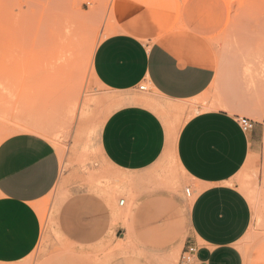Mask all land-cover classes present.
<instances>
[{"label":"rangeland","instance_id":"1","mask_svg":"<svg viewBox=\"0 0 264 264\" xmlns=\"http://www.w3.org/2000/svg\"><path fill=\"white\" fill-rule=\"evenodd\" d=\"M116 1L0 0V142L33 133L24 126L45 127L55 139L42 137L53 144L62 163L59 182L35 205L42 228L39 243L13 264H178L190 236L195 196L186 193L193 192L192 181L173 146L201 106L165 100L148 85L147 91L120 93L98 82L94 52L117 31ZM127 1L155 6L162 10L163 23L174 20L176 28L193 26L207 35L228 74L221 93L216 87L211 94L212 103L231 98L243 106L249 100L253 109H264V0ZM64 22H74L78 34L68 60L58 56ZM25 90L39 92L37 101ZM131 104L157 113L171 140L167 153L140 172L113 166L101 147L108 118ZM236 185L253 207L251 242L264 236V133L260 150Z\"/></svg>","mask_w":264,"mask_h":264},{"label":"crops","instance_id":"2","mask_svg":"<svg viewBox=\"0 0 264 264\" xmlns=\"http://www.w3.org/2000/svg\"><path fill=\"white\" fill-rule=\"evenodd\" d=\"M153 7L115 2L118 28L94 52V75L114 92L139 90L146 83L165 100L200 104L173 146L195 196L185 246L199 248L194 264H264V236L248 241L254 211L236 185L261 148L264 109H253L249 100L243 106L231 98L212 103L211 94L216 87L221 93L228 75L217 50L200 28H176L174 20L166 26L162 10ZM239 117L255 122L250 133L242 131ZM101 147L113 166L140 172L167 153L171 140L157 113L131 104L108 118ZM61 170L58 151L38 134H14L0 142V263L21 262L37 247L42 228L35 205L55 188ZM134 212L133 205L129 218Z\"/></svg>","mask_w":264,"mask_h":264},{"label":"bare ground","instance_id":"3","mask_svg":"<svg viewBox=\"0 0 264 264\" xmlns=\"http://www.w3.org/2000/svg\"><path fill=\"white\" fill-rule=\"evenodd\" d=\"M76 28L77 27L75 26L74 22H67V23L64 22V24L61 25V29L59 31V33H60L59 34V49H58L59 59H61V60H68L74 54V51H75L76 46H77V43H78V34L76 32L77 31ZM31 78H35L36 79V77H33V76ZM31 80H29V81H31ZM23 82H25V81H23ZM37 83H39V81L36 82V87H37ZM29 84H30V82H29ZM32 85L33 84L31 83V85H28L26 87V89L30 91L31 88H32ZM36 91H34V92H28V91H26L27 93H30V95H33V97L31 96V101L32 102H36L37 101L36 99L39 96V94H38L39 92H36ZM20 99H21V97H20ZM24 129L25 130H29V131H31V132H33L35 134L41 135V136L51 138L53 140L55 139L54 138V135L51 132V130H49V129L45 128V127H39V126H24ZM123 201L124 200H122V202ZM122 202H121V205H123ZM111 207L113 209H116V202L114 200L111 201Z\"/></svg>","mask_w":264,"mask_h":264},{"label":"built area","instance_id":"4","mask_svg":"<svg viewBox=\"0 0 264 264\" xmlns=\"http://www.w3.org/2000/svg\"><path fill=\"white\" fill-rule=\"evenodd\" d=\"M138 89L140 91H147L148 86L146 83H143L142 85L139 86ZM238 123L244 133H250L254 129V126H255V122L246 117H239ZM186 193L189 197L192 195V192L190 189H188ZM122 204L124 205L125 201H123ZM198 251H199V248L195 244L188 243L180 254L178 264H194L197 260Z\"/></svg>","mask_w":264,"mask_h":264}]
</instances>
